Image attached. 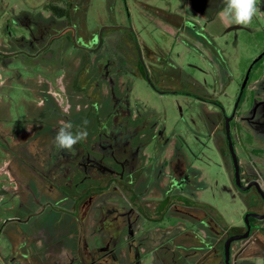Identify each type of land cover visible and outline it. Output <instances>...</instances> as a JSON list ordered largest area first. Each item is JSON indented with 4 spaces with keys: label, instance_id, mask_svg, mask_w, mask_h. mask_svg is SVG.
Listing matches in <instances>:
<instances>
[{
    "label": "flooded vegetation",
    "instance_id": "flooded-vegetation-1",
    "mask_svg": "<svg viewBox=\"0 0 264 264\" xmlns=\"http://www.w3.org/2000/svg\"><path fill=\"white\" fill-rule=\"evenodd\" d=\"M46 3L49 12L17 17L21 29L3 51L9 85H24L28 98L20 128L0 122V264H142L146 255L155 264H224L228 238L246 233L230 242V263L248 254L264 264V47L228 111L202 83L147 69L133 33L112 45L115 34L104 28H74V7L63 17L59 0ZM256 3L264 17V0ZM137 74L158 94L214 106L201 130L207 141L186 139L166 114L136 99ZM69 121L87 138L58 151L53 136ZM211 147L228 170L239 224L225 227L218 207L201 197L200 162Z\"/></svg>",
    "mask_w": 264,
    "mask_h": 264
},
{
    "label": "rangeland",
    "instance_id": "rangeland-1",
    "mask_svg": "<svg viewBox=\"0 0 264 264\" xmlns=\"http://www.w3.org/2000/svg\"><path fill=\"white\" fill-rule=\"evenodd\" d=\"M47 1L49 0H0V122L12 131L21 127L19 121L23 117L24 98H28V92L24 85H9V69L1 66L7 61L3 51L10 44H14L13 32L18 33V29H21L17 24V17L23 12L34 16L43 10L49 12ZM59 2L62 7L69 8V0ZM79 2V7H75L74 2L70 3L71 8L74 7V10L70 8L74 28L82 32H97L104 28L103 34H115L109 35L112 45L118 44L120 33H133L141 44L147 69L153 67L159 72L164 71L166 80L174 76H185L191 83H202L206 91L218 98L228 111L233 105L237 83L255 53L264 47V17L257 11L248 25L230 24L220 15L221 0ZM153 8L158 11L154 12ZM188 23L191 28L187 27L190 25ZM63 24L65 26L71 23L65 20ZM197 31L201 32L200 38L195 35ZM123 44L129 47V40ZM20 70L24 76L23 69ZM137 76L134 89L136 99L166 114L167 123L182 127L186 139H192L198 134L202 140L207 141L201 130L208 117H214V106H203L198 100L188 96L158 94L160 91L154 92L152 86L145 83L140 74ZM22 86L24 89H21ZM163 87L170 89L175 86L167 83ZM13 90L19 91L20 95L15 97ZM200 166L207 184L201 197L218 207L225 227L239 224L240 203L233 197L228 170L217 151L212 147L204 150ZM3 200L0 198V202ZM3 210V207H0V216L5 214ZM232 259L233 264H261L260 259L248 254L232 255ZM142 264L155 262L151 255H146Z\"/></svg>",
    "mask_w": 264,
    "mask_h": 264
},
{
    "label": "clouds",
    "instance_id": "clouds-1",
    "mask_svg": "<svg viewBox=\"0 0 264 264\" xmlns=\"http://www.w3.org/2000/svg\"><path fill=\"white\" fill-rule=\"evenodd\" d=\"M220 15L230 24L248 25L257 13L256 0H221ZM72 123L65 122L53 136V148L58 151L72 152L73 146L87 138V131L73 132Z\"/></svg>",
    "mask_w": 264,
    "mask_h": 264
},
{
    "label": "water",
    "instance_id": "water-1",
    "mask_svg": "<svg viewBox=\"0 0 264 264\" xmlns=\"http://www.w3.org/2000/svg\"><path fill=\"white\" fill-rule=\"evenodd\" d=\"M138 45V44H137ZM139 47V46H138ZM229 144V149L231 151V155H232V161L234 163V166H236V159H235V155L233 154V150L231 148V144H230V141L228 142ZM249 228V226H248ZM248 233H246L245 235H242L240 237H236V236H231L228 238V240L226 241V244H225V247H224V255H223V260H224V264H231L230 263V259H231V255H230V242L232 240H236V239H240V238H243L245 236H247Z\"/></svg>",
    "mask_w": 264,
    "mask_h": 264
},
{
    "label": "trees",
    "instance_id": "trees-1",
    "mask_svg": "<svg viewBox=\"0 0 264 264\" xmlns=\"http://www.w3.org/2000/svg\"><path fill=\"white\" fill-rule=\"evenodd\" d=\"M69 6H70V2L67 4V7H69ZM51 10H52L53 12L56 11V7H55V6L51 7ZM153 10H154V12L158 11L157 8H153ZM68 12H69V9H67V8H65V7L60 8V13H62V16H63V17H65V16L68 14ZM172 22L174 23V22H176V21H172ZM188 24H190V23H188ZM187 27L191 28V24L188 25ZM142 74H143L145 77L148 76V75H147V71H145V69H143V73H142Z\"/></svg>",
    "mask_w": 264,
    "mask_h": 264
}]
</instances>
